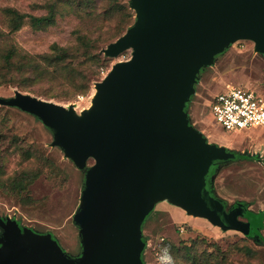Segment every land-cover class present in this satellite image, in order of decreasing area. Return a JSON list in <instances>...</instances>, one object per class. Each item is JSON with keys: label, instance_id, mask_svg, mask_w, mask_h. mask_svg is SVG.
Returning a JSON list of instances; mask_svg holds the SVG:
<instances>
[{"label": "water", "instance_id": "obj_1", "mask_svg": "<svg viewBox=\"0 0 264 264\" xmlns=\"http://www.w3.org/2000/svg\"><path fill=\"white\" fill-rule=\"evenodd\" d=\"M135 22L102 49L131 50L95 83L93 107L81 116L64 106L14 91L0 106L37 118L52 147L84 172L73 217L80 253L72 258L50 234L0 217V264H27L24 249L47 254L35 264H142L141 228L154 200L168 199L188 214L249 235L241 204L226 209L210 192L214 163L233 155L206 144L187 125L183 107L196 75L225 45L255 44L264 55V0H129ZM93 163L86 169V161ZM35 257V256H34Z\"/></svg>", "mask_w": 264, "mask_h": 264}, {"label": "rangeland", "instance_id": "obj_2", "mask_svg": "<svg viewBox=\"0 0 264 264\" xmlns=\"http://www.w3.org/2000/svg\"><path fill=\"white\" fill-rule=\"evenodd\" d=\"M46 0H0V9L15 8L21 13L32 16H43L45 9L39 8ZM127 2L128 0H121ZM37 6V7H36ZM102 22L99 26L105 29ZM94 33L90 21L82 20L74 14H63L56 17L55 24L44 31H33L24 26L13 34H7L5 19L0 12V47L11 42L19 50L31 55L47 53L52 44L62 47L75 45L74 32L81 34ZM95 34V33H94ZM106 44L96 46L98 53L107 59L101 67H91L96 75L92 77L86 96H77L70 103L74 105L75 114L81 116L93 107L96 94L95 83L101 82L116 63L130 58L128 49L117 57H106L101 53ZM219 55V54H218ZM215 55L209 67L202 68L193 83L192 92L184 104L187 125L206 144L232 154L249 157L252 160H236L218 169L212 186L217 195L227 202L230 208L234 203L246 202L245 217L239 219L249 223V234L259 229L264 238V215L248 212H264V130L261 128L246 129L240 132H224L215 122L211 114L209 101L223 91L226 86L238 87L264 97V55L255 51V44L248 40H237L225 45L221 56ZM74 64L81 59H74ZM203 70V71H202ZM16 88L0 86V98L14 97ZM0 177L7 178L21 170H34L39 166L37 157L26 161L22 152L31 147L49 156L65 175L62 179H50L40 176L30 187L31 195L38 204L32 209H22L14 200L4 197L0 192V217L15 220L21 227L30 228L34 232L50 234L57 244L70 257L80 253L78 228L73 217L81 205L79 200L84 175L66 159L63 153L51 147L53 134L33 116L17 109L0 108ZM86 161V169L93 163ZM219 163L210 165L214 169ZM213 169V170H214ZM211 174L207 175L206 182ZM152 214L143 223L142 238H146L143 251L145 264H172L165 245H189L191 241L204 239L208 243L207 252L216 244L226 257L220 264H264V247L258 246L251 239L247 244L254 255L245 258L235 251L234 246L243 245L241 232L224 229L210 223L203 217L188 214L184 209L172 204L168 199L154 200L150 206ZM189 228H192L189 230ZM47 253L39 249H24L20 256L27 264L34 258ZM35 256V257H34ZM184 262V260H182ZM183 264V263H182Z\"/></svg>", "mask_w": 264, "mask_h": 264}, {"label": "trees", "instance_id": "obj_3", "mask_svg": "<svg viewBox=\"0 0 264 264\" xmlns=\"http://www.w3.org/2000/svg\"><path fill=\"white\" fill-rule=\"evenodd\" d=\"M38 7L45 9L46 14L32 16L21 13L15 8H1L0 12L6 22L7 34L16 33L24 26H28L33 31H44L55 24L58 15L66 13L90 21L95 34L92 30L89 34H81L80 31H76L74 32L75 45L62 47L52 44L49 52L36 55L19 50L11 42H5L0 47V86L16 88L19 92L45 101L54 100L70 103L77 96L87 95L92 77L96 75L95 70L91 67H101L107 61L98 53L96 46L110 44L122 36L134 24L135 13L130 9L129 0L125 3L121 0H46L43 5ZM102 22H104L105 29L99 26ZM0 36L3 34L0 33ZM219 56L221 54L217 57ZM74 59H81V62L74 64ZM2 107L4 106H0V108ZM4 122L5 118L3 117L0 124L3 125ZM55 148L62 152L59 147ZM22 154L26 161L37 157L39 166L34 170H21L7 178L0 177V192L4 197L14 200L22 209H33L38 202L31 195V185L42 175H46L50 179H57L60 176L63 179L65 175L53 159L42 152L28 147ZM236 160L250 161L252 159L239 156L220 162L211 172L210 177L215 176L219 168ZM209 189L211 194L220 200L226 209H231L237 204L247 208L246 202L234 203L228 208L227 202L217 195L210 181ZM248 213L250 215L257 213L264 215V212L261 211ZM151 214L152 211L143 223ZM191 229L189 228V230ZM244 237L241 240L243 245L234 246L235 251L243 257L249 258L254 255V251L247 244L248 239H251L258 246L264 247V238L259 229L253 230ZM142 242L144 247L141 252V261L142 264H145L143 251L146 247V238H142ZM208 245L204 239H201V241H191L189 245L166 244L164 247L172 260V264H220L226 257L225 252H222L216 244H212L213 250L207 252Z\"/></svg>", "mask_w": 264, "mask_h": 264}, {"label": "built area", "instance_id": "obj_4", "mask_svg": "<svg viewBox=\"0 0 264 264\" xmlns=\"http://www.w3.org/2000/svg\"><path fill=\"white\" fill-rule=\"evenodd\" d=\"M213 119L224 132L246 129L264 130V97L253 92L226 86L209 101Z\"/></svg>", "mask_w": 264, "mask_h": 264}]
</instances>
